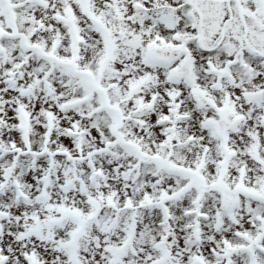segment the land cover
<instances>
[{"label": "snow or ice", "instance_id": "1", "mask_svg": "<svg viewBox=\"0 0 264 264\" xmlns=\"http://www.w3.org/2000/svg\"><path fill=\"white\" fill-rule=\"evenodd\" d=\"M0 264H264V0H0Z\"/></svg>", "mask_w": 264, "mask_h": 264}]
</instances>
